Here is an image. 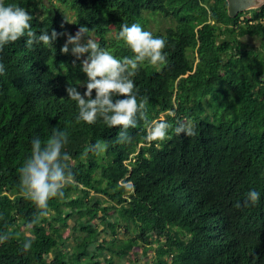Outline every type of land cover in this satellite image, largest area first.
I'll list each match as a JSON object with an SVG mask.
<instances>
[{
  "label": "trees",
  "instance_id": "1",
  "mask_svg": "<svg viewBox=\"0 0 264 264\" xmlns=\"http://www.w3.org/2000/svg\"><path fill=\"white\" fill-rule=\"evenodd\" d=\"M47 1L6 0L32 14L38 34L74 35L84 25L118 58L133 55L115 38L120 24L148 30L151 16L174 20L152 32L167 40V64L145 63L134 80L149 120L192 121L196 135L148 139L138 119L121 144L118 126L77 124L66 89L83 92L77 82L87 77L71 52H61L66 36L52 47L28 48L24 37L10 43L0 52V233L9 236L0 264H123L128 256L126 264H141L139 252H151L145 264H264V5L232 19L225 0ZM245 36L259 45H241ZM56 126L69 133L74 181L31 223L39 210L24 198L17 170L32 137L47 139ZM97 141L106 151L82 158ZM250 189L261 199L243 206Z\"/></svg>",
  "mask_w": 264,
  "mask_h": 264
},
{
  "label": "clouds",
  "instance_id": "2",
  "mask_svg": "<svg viewBox=\"0 0 264 264\" xmlns=\"http://www.w3.org/2000/svg\"><path fill=\"white\" fill-rule=\"evenodd\" d=\"M32 21L33 16L25 7L0 0V52L22 37L26 38V47L32 48L41 42L52 47L59 36H66L61 52H71L81 62L80 69L87 77L86 81L77 82L82 84L83 92L76 86L66 89L68 98L77 105L78 113L74 118L77 124H95L102 120L108 128L118 126L116 142L121 144L131 141L128 130L137 126L138 119L145 121L148 139L163 140L171 132L178 136L181 133L188 137L196 135V126L192 121L173 126L164 120H149L146 116L148 98L140 96L136 87L134 77L145 63L153 66L167 64L165 37L154 36L138 22L122 23L115 38L123 41L133 55L118 58L93 38V28L81 25L74 35L58 33L55 29L51 33L40 31L38 34L33 31ZM5 72V63L0 59V76ZM68 143V131L57 126L52 127L47 139L39 136L31 139L30 155L17 170L24 198L39 210L31 223L37 222L40 217H47L50 199L64 197L65 187L74 181V172L69 163L71 155L65 150ZM107 147L104 141L90 143L82 158L87 157L89 152L102 153ZM260 199V191L250 189L245 194L243 206L256 205ZM236 207H241V202L238 201ZM7 239L8 234L0 233V243ZM32 244V239L24 241L23 251L30 250Z\"/></svg>",
  "mask_w": 264,
  "mask_h": 264
},
{
  "label": "rangeland",
  "instance_id": "3",
  "mask_svg": "<svg viewBox=\"0 0 264 264\" xmlns=\"http://www.w3.org/2000/svg\"><path fill=\"white\" fill-rule=\"evenodd\" d=\"M42 2L49 6V3L47 0H42ZM70 21H71V19L69 20V22ZM174 25H175V21L170 19V18L165 19V18H162L159 16H154V17L151 16V17H149V21L147 23V29L150 32H154L157 30L164 31L166 28H168L170 26H174ZM240 43H241V45H246L248 47H257L259 45V39L255 38V37L245 36V37L240 38ZM102 203H103V201H102ZM104 206H106L105 203H104ZM95 223H97V221H95ZM68 224L70 227H73L74 226V220L69 219ZM122 228H123V223L119 220V227H118V238L119 239H123V237H124V233H123ZM74 235H77V234H74ZM101 237H105V234L104 233L101 234ZM71 242H72V239H71L70 243ZM131 258H132L131 256H128L127 259L124 258L122 260V263L126 264ZM150 258H152L151 252L148 253L146 258L143 257L140 252L138 254H136V256H135V259L137 261H139L141 264H145L146 260H149ZM99 261H102V259H99Z\"/></svg>",
  "mask_w": 264,
  "mask_h": 264
},
{
  "label": "water",
  "instance_id": "4",
  "mask_svg": "<svg viewBox=\"0 0 264 264\" xmlns=\"http://www.w3.org/2000/svg\"><path fill=\"white\" fill-rule=\"evenodd\" d=\"M227 14L230 18H236L246 11L259 9L264 5V0H225Z\"/></svg>",
  "mask_w": 264,
  "mask_h": 264
},
{
  "label": "flooded vegetation",
  "instance_id": "5",
  "mask_svg": "<svg viewBox=\"0 0 264 264\" xmlns=\"http://www.w3.org/2000/svg\"><path fill=\"white\" fill-rule=\"evenodd\" d=\"M248 12V15H251L252 14V11H247ZM245 13V12H244ZM242 14V13H241ZM240 15V14H239ZM238 15V16H239ZM242 17H245V16H240V18H242Z\"/></svg>",
  "mask_w": 264,
  "mask_h": 264
},
{
  "label": "bare ground",
  "instance_id": "6",
  "mask_svg": "<svg viewBox=\"0 0 264 264\" xmlns=\"http://www.w3.org/2000/svg\"><path fill=\"white\" fill-rule=\"evenodd\" d=\"M247 12V11H246Z\"/></svg>",
  "mask_w": 264,
  "mask_h": 264
}]
</instances>
